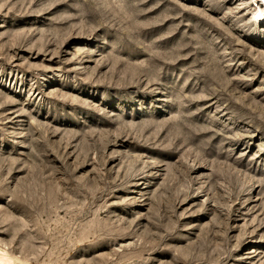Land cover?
Returning <instances> with one entry per match:
<instances>
[{
	"label": "rangeland",
	"instance_id": "374dc122",
	"mask_svg": "<svg viewBox=\"0 0 264 264\" xmlns=\"http://www.w3.org/2000/svg\"><path fill=\"white\" fill-rule=\"evenodd\" d=\"M263 1L0 0V264H264Z\"/></svg>",
	"mask_w": 264,
	"mask_h": 264
},
{
	"label": "bare ground",
	"instance_id": "6f19581e",
	"mask_svg": "<svg viewBox=\"0 0 264 264\" xmlns=\"http://www.w3.org/2000/svg\"><path fill=\"white\" fill-rule=\"evenodd\" d=\"M263 2H264V1H263ZM263 2H262V3H263ZM262 7H263V6H262ZM258 13H259V12H258Z\"/></svg>",
	"mask_w": 264,
	"mask_h": 264
}]
</instances>
